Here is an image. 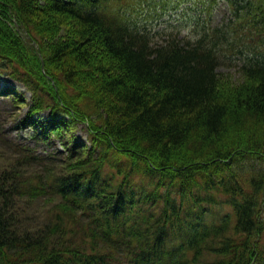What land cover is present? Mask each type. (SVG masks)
<instances>
[{"label":"trees","instance_id":"16d2710c","mask_svg":"<svg viewBox=\"0 0 264 264\" xmlns=\"http://www.w3.org/2000/svg\"><path fill=\"white\" fill-rule=\"evenodd\" d=\"M220 1L159 44L117 0H0V72L32 94L0 86V264H264V0Z\"/></svg>","mask_w":264,"mask_h":264},{"label":"rangeland","instance_id":"374dc122","mask_svg":"<svg viewBox=\"0 0 264 264\" xmlns=\"http://www.w3.org/2000/svg\"><path fill=\"white\" fill-rule=\"evenodd\" d=\"M114 5L127 12L128 19L142 27L143 30L148 31L155 43L159 44L165 43L173 37L182 42L194 41L201 31L202 25L219 26L222 23H227L232 17L224 1H220L214 9V13L211 12L210 15L207 0H117ZM242 63L239 60L227 61L219 71L236 85L238 81L243 79L240 68ZM0 86L20 90L24 93V99L28 100L27 105L32 103V94L26 86L13 81L1 72ZM27 105L25 104L21 110L15 109L12 113L16 116L19 115V117L25 115L29 109ZM74 131L76 142L91 145L85 125H76ZM47 150L48 147L46 146L38 148L39 153H44ZM0 152L3 154L0 153L1 169L10 165L9 161H14L15 157L6 154L8 151H5L4 148ZM7 158L12 160H7ZM22 203H24L22 206L26 208L24 209L26 220L34 222L33 225L37 226L49 216L50 208L54 205L53 203L43 204L39 200L31 199H22Z\"/></svg>","mask_w":264,"mask_h":264}]
</instances>
